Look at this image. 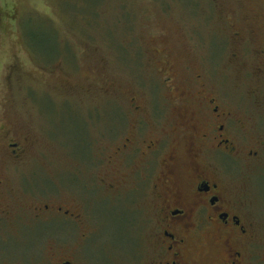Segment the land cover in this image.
<instances>
[{"label":"rangeland","instance_id":"1","mask_svg":"<svg viewBox=\"0 0 264 264\" xmlns=\"http://www.w3.org/2000/svg\"><path fill=\"white\" fill-rule=\"evenodd\" d=\"M57 39L68 53L53 51ZM263 49L264 0H0V139L23 133L32 142L22 161L2 169L14 218L0 231L9 235L0 264H28L22 259L46 235L69 239L65 228L29 227L32 204L52 200L82 210L91 199L97 224L71 238L98 225L85 247L91 264H105L110 251L131 256L126 212L98 197L99 179L113 176L106 158L120 131L173 128L178 83L192 95L203 85L234 110L237 138L263 145L248 186L252 210L264 214ZM131 97L146 114L134 115ZM50 244L41 243L34 264H46Z\"/></svg>","mask_w":264,"mask_h":264},{"label":"flooded vegetation","instance_id":"2","mask_svg":"<svg viewBox=\"0 0 264 264\" xmlns=\"http://www.w3.org/2000/svg\"><path fill=\"white\" fill-rule=\"evenodd\" d=\"M256 69L264 78V49L259 51ZM173 93L170 103L177 117L172 129L120 131L106 158L113 176L99 179L102 195L98 197L126 212L125 223L137 245L131 256L106 253L105 264H264V214L252 210L248 186L263 145L251 148L243 144L230 129L234 110L208 95L203 85L192 95L178 83ZM129 101L136 117L146 114L134 97ZM137 123L139 130L145 122ZM0 140L1 231L4 222L13 217L14 199L5 192L7 174L2 169L22 161L32 142L23 133ZM87 203L83 207L89 208L86 213L72 200L67 206L56 200L32 204L34 227L30 229L58 226L71 234L67 240L46 235L20 259L36 263L45 241L51 243L46 264H91L85 247L98 225L97 230L86 229L77 240L71 239L78 228L90 227L95 221L91 199ZM19 224L23 226L20 217L16 219L17 234ZM7 237L0 232V239ZM8 253L0 251V263H7ZM14 254L13 258L20 256L18 251Z\"/></svg>","mask_w":264,"mask_h":264},{"label":"trees","instance_id":"3","mask_svg":"<svg viewBox=\"0 0 264 264\" xmlns=\"http://www.w3.org/2000/svg\"><path fill=\"white\" fill-rule=\"evenodd\" d=\"M98 12V11H97ZM98 17V16H97ZM48 22V21H47ZM57 45L55 46V48H53V51H57V52H59L60 54L62 53V52H66V53H68L69 51V49L67 48V46H64V45H62V44H60V42H59V40L57 39Z\"/></svg>","mask_w":264,"mask_h":264},{"label":"snow or ice","instance_id":"4","mask_svg":"<svg viewBox=\"0 0 264 264\" xmlns=\"http://www.w3.org/2000/svg\"><path fill=\"white\" fill-rule=\"evenodd\" d=\"M38 2L42 4L44 2V0H38Z\"/></svg>","mask_w":264,"mask_h":264}]
</instances>
